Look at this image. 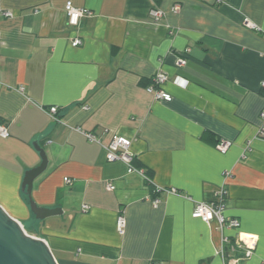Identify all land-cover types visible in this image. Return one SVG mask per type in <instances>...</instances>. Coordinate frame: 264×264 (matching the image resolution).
Listing matches in <instances>:
<instances>
[{
    "label": "crops",
    "instance_id": "0c3cea01",
    "mask_svg": "<svg viewBox=\"0 0 264 264\" xmlns=\"http://www.w3.org/2000/svg\"><path fill=\"white\" fill-rule=\"evenodd\" d=\"M67 3L90 12L76 27ZM246 24L264 32V0H0V206L57 264H264V38ZM158 71L170 103L145 90ZM104 130L131 140L136 171L106 160ZM35 142L48 167L32 199L63 210L39 223L21 190ZM221 189L238 229L191 216ZM238 234L253 239L247 258Z\"/></svg>",
    "mask_w": 264,
    "mask_h": 264
},
{
    "label": "built area",
    "instance_id": "2783aa9c",
    "mask_svg": "<svg viewBox=\"0 0 264 264\" xmlns=\"http://www.w3.org/2000/svg\"><path fill=\"white\" fill-rule=\"evenodd\" d=\"M177 7L173 8V11H176ZM65 11L67 14V23L70 26H78L79 21L82 17L87 16L90 12L86 9H77L72 6L71 3H67L65 5ZM152 17L158 19L160 17V12L156 9L151 11ZM5 17H11V13H4ZM246 26L255 32H260L264 38V32L259 27L249 24ZM81 45V40L75 38L72 40V46L77 47ZM189 54V49L184 50L179 56L176 58V65L178 67H183L187 63V55ZM169 81V77L161 72L158 71L153 75L151 78L150 84L146 87V92L157 101H163L165 103H170L172 101V97L169 93H167L163 89V85ZM172 83L177 85L178 87L184 88L187 85V81L181 77H175L172 79ZM86 109V108H84ZM49 115L56 121L58 119V108L57 107H50L48 110ZM259 118L261 120V125L259 126L256 136L258 139L264 140V109L259 113ZM104 135H109V141L106 144L102 142V136L96 135L92 132L84 133L85 138L89 142L103 144L105 149V157L108 162H123L128 167V172H134L136 169L133 167V159L134 155L131 152V140L125 138L123 136L109 133V131L104 130ZM9 136L8 129L5 125L0 123V138H7ZM230 142L221 140L217 143L216 149L224 153L230 147ZM64 182L70 183L69 179H65ZM107 189L112 191L114 190V186L111 184H107ZM226 196L225 189H221L219 192L216 193V199L212 203H197L192 210L191 216L193 218H197L202 220L205 224H209L211 221H216L220 228H229V229H238L240 224L239 221L236 219H230L225 216V206H224V198ZM153 206H157L159 201L154 199L152 202ZM125 228V219L122 214H119L116 219V229L119 234H123ZM253 239L243 236L242 234H238V239L236 246L239 249L243 250L244 257L247 258L252 253L254 249ZM150 264H161V263H150Z\"/></svg>",
    "mask_w": 264,
    "mask_h": 264
},
{
    "label": "water",
    "instance_id": "95a60500",
    "mask_svg": "<svg viewBox=\"0 0 264 264\" xmlns=\"http://www.w3.org/2000/svg\"><path fill=\"white\" fill-rule=\"evenodd\" d=\"M34 149L40 157V164L24 174L21 190L26 195L28 208L37 221L62 216L61 208L38 206L32 199L33 182L48 167V158L44 149L36 142ZM0 264H57L46 242L29 235L22 225L13 219L0 206Z\"/></svg>",
    "mask_w": 264,
    "mask_h": 264
},
{
    "label": "rangeland",
    "instance_id": "374dc122",
    "mask_svg": "<svg viewBox=\"0 0 264 264\" xmlns=\"http://www.w3.org/2000/svg\"><path fill=\"white\" fill-rule=\"evenodd\" d=\"M35 223H39L38 221L35 220ZM31 228V225H29L28 223H25L24 225V230L30 235L29 232H31L30 229Z\"/></svg>",
    "mask_w": 264,
    "mask_h": 264
},
{
    "label": "trees",
    "instance_id": "16d2710c",
    "mask_svg": "<svg viewBox=\"0 0 264 264\" xmlns=\"http://www.w3.org/2000/svg\"><path fill=\"white\" fill-rule=\"evenodd\" d=\"M146 176V175H145ZM148 179V182H150V180H149V178H147Z\"/></svg>",
    "mask_w": 264,
    "mask_h": 264
}]
</instances>
